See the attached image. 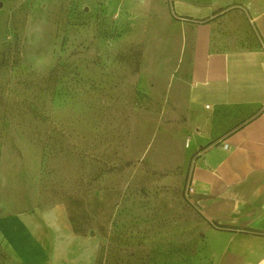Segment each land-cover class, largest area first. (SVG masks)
<instances>
[{
    "label": "rangeland",
    "instance_id": "rangeland-1",
    "mask_svg": "<svg viewBox=\"0 0 264 264\" xmlns=\"http://www.w3.org/2000/svg\"><path fill=\"white\" fill-rule=\"evenodd\" d=\"M169 8L0 0V216L92 264H201L191 32ZM0 264L32 263L0 237Z\"/></svg>",
    "mask_w": 264,
    "mask_h": 264
},
{
    "label": "crops",
    "instance_id": "crops-1",
    "mask_svg": "<svg viewBox=\"0 0 264 264\" xmlns=\"http://www.w3.org/2000/svg\"><path fill=\"white\" fill-rule=\"evenodd\" d=\"M169 7L191 32L189 196L204 220L197 261L264 264V0ZM0 237L32 264H92L90 252L44 243L24 215L0 216Z\"/></svg>",
    "mask_w": 264,
    "mask_h": 264
},
{
    "label": "built area",
    "instance_id": "built-area-1",
    "mask_svg": "<svg viewBox=\"0 0 264 264\" xmlns=\"http://www.w3.org/2000/svg\"><path fill=\"white\" fill-rule=\"evenodd\" d=\"M206 107H208V105H206ZM224 147H227V145L224 144ZM191 191H192L191 186H188V191H187L188 193H187V195H189Z\"/></svg>",
    "mask_w": 264,
    "mask_h": 264
},
{
    "label": "trees",
    "instance_id": "trees-1",
    "mask_svg": "<svg viewBox=\"0 0 264 264\" xmlns=\"http://www.w3.org/2000/svg\"><path fill=\"white\" fill-rule=\"evenodd\" d=\"M206 22H208V21H206ZM205 148V147H204ZM204 148H201L199 151H203L204 150ZM213 226H216V225H213ZM221 227V226H220Z\"/></svg>",
    "mask_w": 264,
    "mask_h": 264
}]
</instances>
